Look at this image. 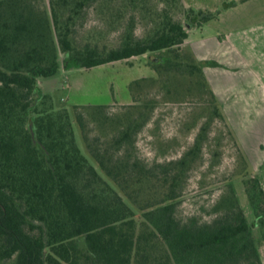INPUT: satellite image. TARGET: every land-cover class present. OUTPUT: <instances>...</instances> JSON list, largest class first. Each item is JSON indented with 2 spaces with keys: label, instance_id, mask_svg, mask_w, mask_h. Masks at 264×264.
Instances as JSON below:
<instances>
[{
  "label": "trees",
  "instance_id": "1",
  "mask_svg": "<svg viewBox=\"0 0 264 264\" xmlns=\"http://www.w3.org/2000/svg\"><path fill=\"white\" fill-rule=\"evenodd\" d=\"M96 1L53 2V31L65 71L170 51L187 38L186 26H200L217 15L185 9L175 0L183 8L184 23L165 15L151 35L141 39L127 34L116 49L103 53L72 42L74 23ZM234 5L230 2L225 7ZM41 21L21 10H4L0 2V261L261 264L252 236L253 227H258L264 238V190L256 178L244 182L254 214L252 224L231 190L229 206L220 217L204 223L176 217L170 191L178 187V172L171 173L185 166L197 140L179 160L144 166L121 153L133 145L132 137L142 124L128 121L110 142L100 141L99 136L90 140L84 112L88 107L73 106L88 154L119 192L89 164L75 142L68 111L55 109L37 85L38 79L53 76L60 68L49 25ZM187 59L190 63L183 65L173 50L171 56H154L148 64L165 75L186 66L207 87L201 67L191 56ZM208 92L212 112L223 119ZM153 186L160 192H148L152 195L142 204L139 191Z\"/></svg>",
  "mask_w": 264,
  "mask_h": 264
},
{
  "label": "rangeland",
  "instance_id": "2",
  "mask_svg": "<svg viewBox=\"0 0 264 264\" xmlns=\"http://www.w3.org/2000/svg\"><path fill=\"white\" fill-rule=\"evenodd\" d=\"M0 2L4 10H21L34 20L47 21L60 68L53 76L38 79L37 85L51 99L55 109L68 111L81 154L111 186L112 182L102 175L87 152L74 120L73 106L88 107L84 112L90 140L99 136L100 141L110 142L128 121L142 124L132 137L133 145L126 146L121 153L144 166L179 160L193 149L197 140V148L188 155L185 166L180 172L174 169L171 173L178 172V187L170 191L176 217L183 222L200 223L220 217L229 206L231 190L246 221L253 223L254 214L244 192V182L260 174L264 187L263 123L260 124L262 130H259L261 126L253 127L254 132L249 135L253 141L245 150L248 153L245 156L227 121L212 112L211 96L198 74L183 66L178 72L165 75L148 64L154 56H171L173 50L180 54L183 65L189 64L187 56L190 55L181 45L170 51L100 67L65 71L61 67L64 55L59 51L53 31L54 0ZM260 2L264 12V0ZM218 6L220 9L221 5ZM165 15L179 23L185 21L183 8L175 0H97L86 6L74 23L72 42L76 47L88 45L107 53L116 49L127 34L141 39L151 35ZM129 97L128 103L123 104ZM98 106L105 109L95 108ZM155 188L145 187L139 191L143 192L139 194L142 204L152 195L148 192H160ZM252 236L264 264V238L258 227H253ZM0 264H13V261H0Z\"/></svg>",
  "mask_w": 264,
  "mask_h": 264
},
{
  "label": "crops",
  "instance_id": "3",
  "mask_svg": "<svg viewBox=\"0 0 264 264\" xmlns=\"http://www.w3.org/2000/svg\"><path fill=\"white\" fill-rule=\"evenodd\" d=\"M180 2L183 8L194 12L217 14L215 18L200 26H188L185 29L187 38L181 47L201 67L206 85L215 98L220 114L227 121L245 153L253 141L249 137L250 133L254 132L253 127L261 126L262 123L264 127V12L261 2ZM230 2L235 5L225 7ZM218 4L221 5L220 9ZM129 100L130 97L123 104H127ZM106 103L110 102L103 104ZM262 126L259 130L263 129ZM246 154L248 153H245V156ZM253 177L260 182L264 190L260 174Z\"/></svg>",
  "mask_w": 264,
  "mask_h": 264
}]
</instances>
